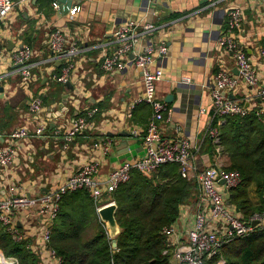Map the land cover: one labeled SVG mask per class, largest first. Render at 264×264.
<instances>
[{
	"label": "crops",
	"instance_id": "obj_1",
	"mask_svg": "<svg viewBox=\"0 0 264 264\" xmlns=\"http://www.w3.org/2000/svg\"><path fill=\"white\" fill-rule=\"evenodd\" d=\"M53 3V0H27L21 5L15 2L7 18L0 22V138L4 137L0 146L9 142L13 129L21 126L33 129L40 120L49 121L48 130L42 136L32 135L17 141L18 164L0 165V198L9 193L45 192L80 166L95 160L101 161L99 176H104L124 159L143 154V137L152 107L146 103L130 107L143 90L140 70L132 59L124 70L102 68L104 54L114 49V31L126 21L138 23L137 30L143 32L134 51L152 47L155 50L153 66L163 69L157 95L172 110V116L166 115L163 122L164 136L189 138L200 168L222 167V157H216L206 142L212 115L211 90L220 68L236 73L237 67L233 57L220 49L219 39L226 30L229 9L243 6L246 37L242 45L256 62L264 84V57L260 55V48L264 47V8L257 10L255 0H76L73 6L79 5L81 11L70 15L55 8ZM146 24H153L154 28L145 30ZM56 28L66 30L81 49L71 75L72 88L53 78L62 67L48 46L49 35ZM23 45L33 51L31 62L35 65L36 80L29 87L20 84L18 65L11 59L12 51ZM162 45L167 47L166 53L158 52ZM133 55L131 52L130 58ZM229 94L243 99L250 98L253 91L242 82ZM37 95L42 97L44 105L40 115L31 111ZM66 101L67 108L63 105ZM256 106H260L258 98L250 102V108ZM90 108L96 109L90 127L79 133L65 150L64 138L56 135L55 129L70 126ZM202 108L206 112H201ZM51 122L56 123L52 128ZM134 130L138 131L136 135ZM125 139L127 147L122 146ZM107 143L110 146L105 151ZM250 193L257 206L264 203L254 188ZM197 203L182 206L174 224L176 236L185 237L192 213L198 209ZM13 220L25 233L23 241L27 247L38 256L40 264H46L39 245L41 233L51 221L33 208L17 211ZM90 230L88 237L96 227ZM1 254L4 255L0 250V257Z\"/></svg>",
	"mask_w": 264,
	"mask_h": 264
},
{
	"label": "built area",
	"instance_id": "obj_2",
	"mask_svg": "<svg viewBox=\"0 0 264 264\" xmlns=\"http://www.w3.org/2000/svg\"><path fill=\"white\" fill-rule=\"evenodd\" d=\"M26 1L0 0V22L7 18L15 2L21 5ZM53 4L55 8L60 9L57 2ZM255 8L263 9L264 0H255ZM80 11L79 5H72L68 13L76 15ZM244 19L243 6L237 5L230 8L226 30L219 39L220 49L233 57L238 73H233L225 67L220 68L215 75L211 90L212 115L207 135L212 138L215 145V156L218 158L222 152L220 129L226 116L249 113L252 109L250 102L255 101L256 98L260 99L257 114H264V84L261 82L256 62L242 45V40L246 37L243 32ZM144 27L145 30L154 28L153 24H146ZM137 28L138 23L134 21H126L117 26L113 34L114 49L104 54L102 68L105 71L124 70L132 59L140 70L144 84L143 90L131 102L130 107L133 109L140 103H146L152 107V114L143 137V154L136 158L124 159L118 167L104 176H99L101 161L95 160L80 166L64 181L53 185L45 192L38 194L9 193L0 198V222L12 240L16 242H21L26 238L25 233L13 220V215L17 211L33 208L51 221L42 231V241L39 245L46 264L62 262L61 256L58 255L51 241L52 227L66 194L85 189L94 200L98 210L104 205L116 202L114 193L121 184L131 178L134 170L151 177L156 169L167 163L178 164L180 175L189 180L196 179L200 186L197 199L198 209L192 213V223L185 237L176 236L175 223L164 229L167 235V247L163 253L170 254L171 264H207L214 257L217 258L216 264H226L221 252L227 243L236 237L249 235L256 228L264 227V210L245 217L234 205H228L231 190L237 187L242 180L239 171L225 170L219 165L200 168L195 162V151H193V144L189 138L164 136L163 122L166 115L172 116V110L157 95V83L163 78V69L153 66L155 50L152 47L134 51V46L143 33ZM48 46L55 58L62 60L61 71L55 73L53 78L62 83L69 82L75 69V59L81 51L77 41L71 39L66 30L56 28L49 35ZM131 52H134L133 58H130ZM158 52L166 53L167 47L160 46ZM32 55V49L26 45L15 48L11 54L13 63L18 65L21 75L20 84L24 87H29L36 80L33 72L35 65L31 62ZM260 55L264 57V47L260 48ZM1 58L0 49V63ZM242 82L252 87L251 97L243 99L231 97L229 93L236 90ZM247 103H249L248 106ZM206 110L202 108L201 112H206ZM31 111L37 115L44 111L43 99L40 95L34 97ZM95 113L96 109H87L70 126L55 129V134L64 138L63 148L65 150L70 147L79 133L90 127L91 117ZM48 127L49 121L43 119L33 129L28 126L13 129L9 135V142L0 146V165L10 167L14 163L19 139L32 135L40 137L48 130ZM133 133L136 135L138 131L134 130ZM109 146L110 143H107L104 150L109 149ZM254 221L258 223L253 225ZM173 244L174 247L171 248ZM3 260L8 264H19L17 258L5 257L1 254L0 263Z\"/></svg>",
	"mask_w": 264,
	"mask_h": 264
},
{
	"label": "trees",
	"instance_id": "obj_3",
	"mask_svg": "<svg viewBox=\"0 0 264 264\" xmlns=\"http://www.w3.org/2000/svg\"><path fill=\"white\" fill-rule=\"evenodd\" d=\"M258 108L226 116L220 129L222 167L242 176L230 199L245 217L264 210V203L257 206L250 193L254 188L258 196L264 195V114L258 115ZM206 142L215 155L212 138ZM199 190V182L182 177L176 163L161 166L151 177L134 170L114 193L116 217L123 229L114 248L94 200L87 190L79 189L63 197L51 244L62 258L60 264H171L170 254L163 253L167 247L164 229L176 222L184 204L197 201ZM92 227L96 230L88 237ZM0 250L19 264H40L25 241L12 240L1 222ZM222 255L226 264H264V227L236 237L222 248ZM216 262L214 257L207 264Z\"/></svg>",
	"mask_w": 264,
	"mask_h": 264
},
{
	"label": "water",
	"instance_id": "obj_4",
	"mask_svg": "<svg viewBox=\"0 0 264 264\" xmlns=\"http://www.w3.org/2000/svg\"><path fill=\"white\" fill-rule=\"evenodd\" d=\"M54 2H57L59 4V8L61 11L63 12H68L69 9L71 8V6L73 5V3L76 1V0H53ZM59 63H62V60H59L58 61ZM235 72L238 73V69L236 68L235 69ZM69 85V88H72V83L71 81L67 82L65 84V86L67 87ZM2 89V87H1ZM172 96V95H169V97ZM169 97L167 99H169ZM258 101H260V99L258 98ZM66 104H67V101L63 103L64 107H66ZM247 106L249 105V103L246 104ZM78 113L75 112V115H77ZM56 125L55 122H51L50 124V127H54ZM6 134V133H4ZM0 141L3 143L4 142V137L1 136L0 138ZM125 146L127 147L128 146V141H126V139L122 142V146ZM15 159H14V163L15 164H18L19 163V160H20V157H19V151H16L15 152ZM228 205L231 206L232 205V200H229L228 201ZM117 208H118V204L116 202H113V203H110V204H107V205H104L102 206L101 208H99L97 211H98V214H99V217H100V220L101 222L105 225V228L108 232V235L111 239V243H112V246L114 248L117 247V237L118 235L122 232V227L120 226L118 220H117V217H116V211H117ZM258 223V221H254L253 222V225H256Z\"/></svg>",
	"mask_w": 264,
	"mask_h": 264
},
{
	"label": "bare ground",
	"instance_id": "obj_5",
	"mask_svg": "<svg viewBox=\"0 0 264 264\" xmlns=\"http://www.w3.org/2000/svg\"><path fill=\"white\" fill-rule=\"evenodd\" d=\"M5 263V262H4ZM5 264H8V263H5Z\"/></svg>",
	"mask_w": 264,
	"mask_h": 264
},
{
	"label": "rangeland",
	"instance_id": "obj_6",
	"mask_svg": "<svg viewBox=\"0 0 264 264\" xmlns=\"http://www.w3.org/2000/svg\"><path fill=\"white\" fill-rule=\"evenodd\" d=\"M113 247V246H112Z\"/></svg>",
	"mask_w": 264,
	"mask_h": 264
}]
</instances>
